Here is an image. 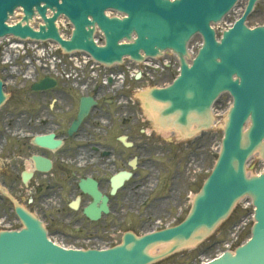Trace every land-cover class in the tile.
<instances>
[{
  "label": "water",
  "instance_id": "obj_1",
  "mask_svg": "<svg viewBox=\"0 0 264 264\" xmlns=\"http://www.w3.org/2000/svg\"><path fill=\"white\" fill-rule=\"evenodd\" d=\"M236 1L0 0V37L51 39L66 52L85 51L106 65L126 56L139 61L141 53L155 57L171 50L179 57L180 74L170 86L152 89L149 97L165 106L162 115H173L180 130L207 127L204 117L217 96L228 91L233 98L215 167L182 223L139 238L126 234L122 244L111 249L82 252L52 245L40 223L17 210L25 229L0 234V264H149L201 240L243 196H248L255 208L250 238L234 253L225 252L206 264H264V171L248 178L244 170L254 153L264 160V26L249 30L243 24L256 0H248L243 17L223 32L219 42L209 26ZM18 6L23 8V22L27 23L35 8L44 25L37 32L21 23L7 26L8 14ZM47 9L52 12L49 18ZM107 10L124 17L108 18ZM61 14L73 27L67 41L59 37L54 24ZM95 26L103 33V46L93 41ZM195 33L201 34L203 44L187 65L185 45ZM247 119L250 125L242 133ZM163 243L169 247L157 255L149 254L151 248Z\"/></svg>",
  "mask_w": 264,
  "mask_h": 264
},
{
  "label": "flooded vegetation",
  "instance_id": "obj_2",
  "mask_svg": "<svg viewBox=\"0 0 264 264\" xmlns=\"http://www.w3.org/2000/svg\"><path fill=\"white\" fill-rule=\"evenodd\" d=\"M18 86L0 106V231L20 224L19 207L38 218L51 239L97 248L113 242L135 210L146 215L155 205L151 211L160 216L170 201L181 204L182 159L151 153L158 139L146 134L149 122L132 92L120 98L91 90L95 104L84 111L80 94L66 82L36 92ZM160 173L166 175L160 179ZM149 220L139 216L143 224Z\"/></svg>",
  "mask_w": 264,
  "mask_h": 264
},
{
  "label": "rangeland",
  "instance_id": "obj_3",
  "mask_svg": "<svg viewBox=\"0 0 264 264\" xmlns=\"http://www.w3.org/2000/svg\"><path fill=\"white\" fill-rule=\"evenodd\" d=\"M240 6H242V3H240L237 8L239 9ZM237 13L238 12L236 11V13L228 17L227 21L233 20V18L236 17ZM263 22L264 0H261V2L256 5L255 10L249 16L247 25L255 26L258 24H262ZM172 73L173 71H169V74H166V78L162 80V83L165 81H169L173 76ZM10 81L14 82L15 80L14 78H11ZM23 81L29 80L23 79ZM18 82H22V79L19 78L17 83ZM10 87L11 86H9V88ZM16 90L17 88L14 89V95L16 94ZM227 107L228 99L226 96H223L222 98H220L218 104H216L215 106V113H220L221 111L223 112L226 110ZM137 110L140 112L138 107ZM216 119L219 120V124H217L213 129H211L207 135H204L200 138H196L194 140L193 145L189 144V141L187 140L180 141L178 137L171 136L167 139L163 138L164 141L160 140L156 145L150 146V148H152V154L169 153L171 155H175L177 157V161L182 159V163L179 168V174L181 177L182 185L184 183L187 190L183 191L180 194L181 204L177 206L175 204H171V201L169 202V207L166 206L164 210V215L157 216L158 213H154L151 211L155 208V205L153 206V208L145 212L146 215H144V211L141 210L139 212L140 214L135 215L136 217L131 219L130 224L119 226L118 232L120 236L124 231H133L134 233L142 234L146 231L155 228V223H157L158 221H161L163 224L173 221V218H175L179 213V206L182 209L180 220L185 217L190 207L189 201H191V197L196 193L199 184H201V182L207 177L209 171L213 166L214 158H216L218 153L220 140L222 137L220 123L223 119V115L216 116ZM151 129L153 131L152 127ZM154 135L152 137H159ZM171 139L172 143H169ZM213 140L214 142H212ZM191 157L193 158V163L188 167L187 162L190 160ZM250 165V173L252 174L258 173L262 169V163L257 158H254ZM156 171H154L153 178L157 176ZM165 175L166 174L164 173H160L159 178L161 179ZM196 177L198 178V182L195 185H192V179ZM134 212H136V210ZM148 214H152V216H147ZM249 214L250 211L244 212L241 206L237 204L229 215V217L221 224H219L217 228L213 231V233L209 235L203 242L198 244L195 248L180 250L156 264H200L206 259L213 258L219 251L224 250V245L230 241H235L236 237V244L244 242L249 236L250 227L252 225V219ZM138 216H141L143 220L146 217L150 218V220L147 223L143 224L141 221H139V218H137ZM105 242H107L106 239H104L103 243Z\"/></svg>",
  "mask_w": 264,
  "mask_h": 264
},
{
  "label": "bare ground",
  "instance_id": "obj_4",
  "mask_svg": "<svg viewBox=\"0 0 264 264\" xmlns=\"http://www.w3.org/2000/svg\"><path fill=\"white\" fill-rule=\"evenodd\" d=\"M149 116L151 117V119H153L151 115H149ZM153 121H154V120H153ZM163 134H164V135H167V134H165V133H163ZM191 200H193V197H191ZM163 248H164V247H161V248H159V249L161 250V249H163ZM159 249H158V250H159ZM152 250H154V248H153ZM149 251H150V250H149Z\"/></svg>",
  "mask_w": 264,
  "mask_h": 264
}]
</instances>
